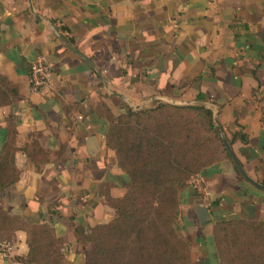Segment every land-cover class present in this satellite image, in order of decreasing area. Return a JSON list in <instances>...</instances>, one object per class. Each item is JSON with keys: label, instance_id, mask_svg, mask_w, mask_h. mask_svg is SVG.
Wrapping results in <instances>:
<instances>
[{"label": "crops", "instance_id": "crops-1", "mask_svg": "<svg viewBox=\"0 0 264 264\" xmlns=\"http://www.w3.org/2000/svg\"><path fill=\"white\" fill-rule=\"evenodd\" d=\"M36 60L50 68L40 93L29 86ZM0 76L20 96L0 107V149L11 118L19 171L0 207L29 222L51 223L64 241L74 239L71 223H108L105 194H124L123 172L106 146V122L95 113L100 100L113 112L119 104L194 102L201 95L207 109L217 108L227 140L235 133L246 137L231 150L246 175L264 187V0H0ZM32 142L46 155L43 164L28 160ZM200 179L218 195L209 200L213 206L227 198L244 202L250 218L264 220V191L239 180L228 164L209 168ZM14 239L0 264H22L25 234L18 231Z\"/></svg>", "mask_w": 264, "mask_h": 264}, {"label": "trees", "instance_id": "trees-1", "mask_svg": "<svg viewBox=\"0 0 264 264\" xmlns=\"http://www.w3.org/2000/svg\"><path fill=\"white\" fill-rule=\"evenodd\" d=\"M19 99L17 87L0 76V107ZM205 102L201 95L189 106L155 100L154 108L140 111L122 104L124 112L117 117L106 104L101 105L102 111L96 109L107 125L106 146L114 152L116 165L123 172L124 194L119 199L105 194V205L113 217L109 223L72 226L76 242L92 248L85 264H190V246L176 231L180 192L193 176L214 165V157L223 155L230 160L214 127L212 109L202 106ZM11 122L9 118L0 149V197L11 191L19 178ZM237 140L247 142L240 133L227 141L232 145ZM27 158L35 165L47 161L36 142H32ZM244 230L249 233L247 239ZM18 231L25 234L28 249L25 258H18L20 263L64 264L61 240L54 236L50 223L29 222L0 207V240L14 238ZM237 231H241L244 245H249L245 251L248 255L241 251L237 256L238 264H264V255L254 253L257 238L264 241V221L217 223L212 233L217 249L222 243L234 246L239 239ZM218 252L221 264H227L221 250Z\"/></svg>", "mask_w": 264, "mask_h": 264}, {"label": "rangeland", "instance_id": "rangeland-1", "mask_svg": "<svg viewBox=\"0 0 264 264\" xmlns=\"http://www.w3.org/2000/svg\"><path fill=\"white\" fill-rule=\"evenodd\" d=\"M105 97L108 98L107 95H105ZM158 100L163 103L175 105L167 99H158ZM102 104L104 105L106 104L105 100L104 101L100 100L96 105V109L102 111L101 110ZM135 104L138 105L136 107L131 105L130 107L132 108L133 111L152 109L156 106L153 103V101L149 103H147L146 101L144 102L138 101ZM192 105H195V101L193 102ZM176 106H182V105H176ZM96 109H95V113H96ZM123 112L124 110L122 104H119L118 108H116V110L113 111L112 114L115 117H117ZM212 151L215 152V148H213ZM214 158H213V162H215L214 165H211L210 167H206L205 169L202 170V173L193 176L189 181V185L180 192L176 231L190 246V257H189L190 264H221L218 250H221V255H223L224 263L228 264L232 262L234 264H238L237 256L240 255L241 251L245 253V251L248 250L249 248V245L246 247L244 245L246 242H242L241 237H239L241 236L240 235L241 231H237L235 234L236 238L238 235L239 239L237 238V241L234 244V246H229L225 243H222L219 249H217L216 245L214 244L213 235H212L214 226L217 223L224 221H245V222L264 221L262 219L249 217V212L247 211H250V208L249 206H247V203L243 202L241 204L239 201L236 202L233 199H228V198H227V204H224V202H220L221 204L213 206L209 202L210 199L216 200V196L218 195L211 193V191L207 187L208 183L207 182L205 183L200 179L201 174H203L206 170L217 165H222V164L224 165L225 163L228 164V166L232 167L233 172H235V176L239 178V180L243 179L240 176V174H238L235 171L234 164L231 159L230 161L226 159L223 155H220L219 159H217L216 157ZM232 175L234 176V174H231V176ZM232 187L233 189H235V185H232ZM199 205L208 207L211 216L210 220H208L203 224H200L197 221V218L195 217V213H194L196 206ZM240 207H241V211L239 213L238 210H240ZM50 212L53 213L52 211ZM112 219L113 217H111L110 221ZM105 224H97V225H105ZM79 225L85 228L87 227V225L84 222L77 224L71 223V227L79 226ZM51 226L53 227L52 224ZM248 235L249 233L246 231V234L244 235L245 239H247ZM54 236L57 239L61 240L60 248H61L62 256L64 258V264H85L88 262L92 252V248L90 245H83L81 243H77L75 237L74 239L71 240V242L68 239L64 241L62 238L56 235L55 230H54ZM207 237L209 238V242L206 241ZM257 240L258 241L254 253L255 254L262 253V255H264V241H260V239L258 238ZM14 241H15L14 238H5L3 240H0V243L7 242L10 245H13ZM243 245L244 248L242 249ZM245 254L248 255V252Z\"/></svg>", "mask_w": 264, "mask_h": 264}, {"label": "water", "instance_id": "water-1", "mask_svg": "<svg viewBox=\"0 0 264 264\" xmlns=\"http://www.w3.org/2000/svg\"><path fill=\"white\" fill-rule=\"evenodd\" d=\"M51 32L64 44V46L70 51L72 52L74 55H76L77 57H79L83 62H85L88 66H90L92 68V70L97 74V76L99 77V79L101 80L102 84L104 85V88L106 91H109L113 96L115 97H121L119 96L118 94H114L110 91L109 87H108V83L106 82L105 78L102 76L101 72L98 70V68L92 64L90 61H88L85 57H83L82 55H80L75 49H73L69 43L64 39L62 38L58 32L53 28V26L51 24H48ZM173 104L175 105H182V106H189V105H192L193 102H172ZM202 106H204L205 108H210V104H207V103H204L202 104ZM218 110L217 108L215 107L214 108V111H213V124H214V127L218 133V135L220 136L224 146H225V149L230 157V159L232 160L234 166L236 167V169L238 170L240 176L247 182L249 183L250 185L254 186L255 188H258L260 190H263L264 191V187L255 183L253 180H251L247 175L246 173L243 171L242 167L240 166L239 162L237 161V159L235 158L232 150H231V147L230 145L228 144V141L224 135V133L222 132V129L221 127L219 126L218 124ZM195 215H196V218H197V221L200 223V224H203L205 222H207L208 220H210L211 216H210V212L209 210L205 207V206H202V205H199V206H196L195 208Z\"/></svg>", "mask_w": 264, "mask_h": 264}, {"label": "built area", "instance_id": "built-area-1", "mask_svg": "<svg viewBox=\"0 0 264 264\" xmlns=\"http://www.w3.org/2000/svg\"><path fill=\"white\" fill-rule=\"evenodd\" d=\"M50 81V68L42 60H36L30 65L29 86L33 93H40L45 90ZM12 252V246L3 242L0 243V255L3 259H7Z\"/></svg>", "mask_w": 264, "mask_h": 264}]
</instances>
